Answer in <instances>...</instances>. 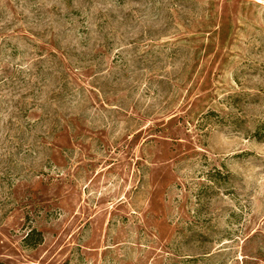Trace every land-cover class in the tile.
<instances>
[{
    "label": "rangeland",
    "instance_id": "rangeland-1",
    "mask_svg": "<svg viewBox=\"0 0 264 264\" xmlns=\"http://www.w3.org/2000/svg\"><path fill=\"white\" fill-rule=\"evenodd\" d=\"M264 0H0V262L264 264Z\"/></svg>",
    "mask_w": 264,
    "mask_h": 264
},
{
    "label": "trees",
    "instance_id": "trees-1",
    "mask_svg": "<svg viewBox=\"0 0 264 264\" xmlns=\"http://www.w3.org/2000/svg\"><path fill=\"white\" fill-rule=\"evenodd\" d=\"M259 130H260V129H258L257 132H255V135H257L260 139H261V138H264V136H260V134H259V133H260ZM0 264H5V263L0 262Z\"/></svg>",
    "mask_w": 264,
    "mask_h": 264
}]
</instances>
